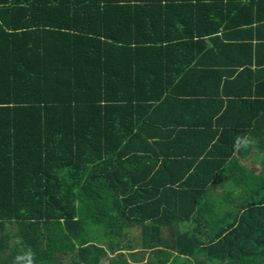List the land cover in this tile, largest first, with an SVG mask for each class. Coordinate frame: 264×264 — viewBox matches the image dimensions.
I'll return each mask as SVG.
<instances>
[{"label":"trees","instance_id":"trees-1","mask_svg":"<svg viewBox=\"0 0 264 264\" xmlns=\"http://www.w3.org/2000/svg\"><path fill=\"white\" fill-rule=\"evenodd\" d=\"M29 252L264 264V0H0V264Z\"/></svg>","mask_w":264,"mask_h":264},{"label":"crops","instance_id":"crops-1","mask_svg":"<svg viewBox=\"0 0 264 264\" xmlns=\"http://www.w3.org/2000/svg\"><path fill=\"white\" fill-rule=\"evenodd\" d=\"M124 256L128 262H132L133 260H135V261H137L138 264H140V263H145L147 261L148 253H146V254L137 253V254L133 255L131 253L124 252Z\"/></svg>","mask_w":264,"mask_h":264},{"label":"rangeland","instance_id":"rangeland-1","mask_svg":"<svg viewBox=\"0 0 264 264\" xmlns=\"http://www.w3.org/2000/svg\"><path fill=\"white\" fill-rule=\"evenodd\" d=\"M246 145H248V141L247 140H244L243 146H246ZM111 255L112 254H108L107 253V256H105L103 259H101L100 264H108V260L111 258Z\"/></svg>","mask_w":264,"mask_h":264},{"label":"clouds","instance_id":"clouds-1","mask_svg":"<svg viewBox=\"0 0 264 264\" xmlns=\"http://www.w3.org/2000/svg\"><path fill=\"white\" fill-rule=\"evenodd\" d=\"M27 256H28L27 264H33L32 254L29 252V253H27Z\"/></svg>","mask_w":264,"mask_h":264}]
</instances>
